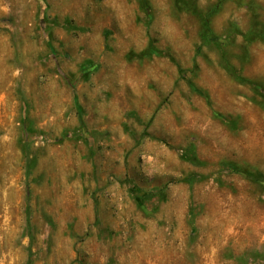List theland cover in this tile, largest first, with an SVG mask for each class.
Segmentation results:
<instances>
[{"label":"rangeland","instance_id":"374dc122","mask_svg":"<svg viewBox=\"0 0 264 264\" xmlns=\"http://www.w3.org/2000/svg\"><path fill=\"white\" fill-rule=\"evenodd\" d=\"M0 264H264V0H0Z\"/></svg>","mask_w":264,"mask_h":264},{"label":"trees","instance_id":"16d2710c","mask_svg":"<svg viewBox=\"0 0 264 264\" xmlns=\"http://www.w3.org/2000/svg\"><path fill=\"white\" fill-rule=\"evenodd\" d=\"M207 23H208V19H207Z\"/></svg>","mask_w":264,"mask_h":264}]
</instances>
